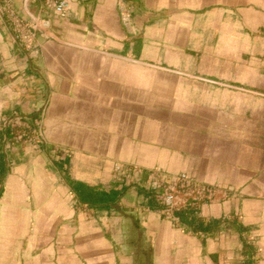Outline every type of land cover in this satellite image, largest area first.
Instances as JSON below:
<instances>
[{
	"label": "crops",
	"instance_id": "crops-1",
	"mask_svg": "<svg viewBox=\"0 0 264 264\" xmlns=\"http://www.w3.org/2000/svg\"><path fill=\"white\" fill-rule=\"evenodd\" d=\"M0 264H264V0H0Z\"/></svg>",
	"mask_w": 264,
	"mask_h": 264
},
{
	"label": "rangeland",
	"instance_id": "rangeland-1",
	"mask_svg": "<svg viewBox=\"0 0 264 264\" xmlns=\"http://www.w3.org/2000/svg\"><path fill=\"white\" fill-rule=\"evenodd\" d=\"M156 180L153 189L158 201L170 211H177L200 202H213L219 194V188L206 187L196 183L186 174L167 179L161 171L153 173Z\"/></svg>",
	"mask_w": 264,
	"mask_h": 264
},
{
	"label": "bare ground",
	"instance_id": "bare-ground-1",
	"mask_svg": "<svg viewBox=\"0 0 264 264\" xmlns=\"http://www.w3.org/2000/svg\"><path fill=\"white\" fill-rule=\"evenodd\" d=\"M62 9L68 8V0H55Z\"/></svg>",
	"mask_w": 264,
	"mask_h": 264
}]
</instances>
